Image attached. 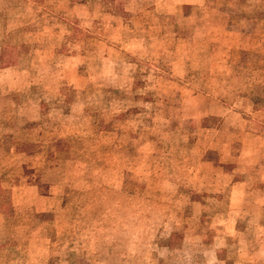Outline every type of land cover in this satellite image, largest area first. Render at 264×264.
<instances>
[{
	"label": "rangeland",
	"instance_id": "rangeland-1",
	"mask_svg": "<svg viewBox=\"0 0 264 264\" xmlns=\"http://www.w3.org/2000/svg\"><path fill=\"white\" fill-rule=\"evenodd\" d=\"M0 264H264V0H0Z\"/></svg>",
	"mask_w": 264,
	"mask_h": 264
}]
</instances>
